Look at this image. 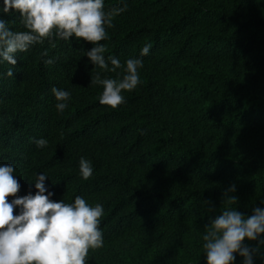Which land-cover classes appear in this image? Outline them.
Segmentation results:
<instances>
[{"label": "trees", "instance_id": "16d2710c", "mask_svg": "<svg viewBox=\"0 0 264 264\" xmlns=\"http://www.w3.org/2000/svg\"><path fill=\"white\" fill-rule=\"evenodd\" d=\"M125 5L100 43L105 59L143 67L117 109L99 103L91 76L122 78L123 68L94 66L82 39L45 40L15 66L0 63V165L15 166L18 196L34 195L44 173L51 200L103 206L104 247L86 264H207L202 237L225 190L235 184L232 207L246 217L264 208V0H104L105 11ZM2 8L10 30L26 31ZM53 87L71 94L63 112ZM81 157L92 162L87 181ZM253 264H264V245Z\"/></svg>", "mask_w": 264, "mask_h": 264}, {"label": "clouds", "instance_id": "9594fccd", "mask_svg": "<svg viewBox=\"0 0 264 264\" xmlns=\"http://www.w3.org/2000/svg\"><path fill=\"white\" fill-rule=\"evenodd\" d=\"M12 9L20 13V24L26 31H12L8 22L0 19V63L15 66L18 52H27L45 40L68 41L74 36L94 45L85 53L94 66L114 73L123 68L122 78L119 73L117 78H102L99 72L91 76L90 84L103 87L101 105L117 109L126 102L122 93L133 91L141 83V59H128L122 66L112 56L105 59L107 49L100 43L109 38L106 27H113L114 17L125 11L126 5L105 11L104 0H3V13ZM150 48L151 44L145 45L141 56L147 55ZM45 63L54 61L48 59ZM6 75L13 77L12 68ZM51 91L57 111L63 112L68 107L70 92L56 87ZM34 143L40 149L48 146L44 138ZM14 172V165H0V264H86L89 250L104 247L99 227L104 215L101 204L93 207L82 196H76L73 203L51 200L54 193L45 187L48 177L44 173L36 177L34 195L30 191L18 196L21 185ZM79 172L83 180L91 179L92 162L81 157ZM235 191V184L225 190L224 210L205 226L202 247L207 264H233L234 254L244 258L243 264H253L259 245H264V208L255 207L252 215L246 217L232 207L237 204V197L229 193ZM9 197L14 199L9 202ZM16 208L19 214H15ZM246 241H258V245L250 247Z\"/></svg>", "mask_w": 264, "mask_h": 264}]
</instances>
